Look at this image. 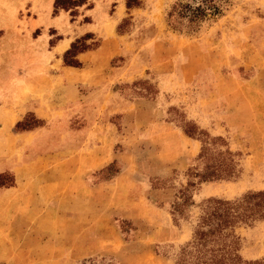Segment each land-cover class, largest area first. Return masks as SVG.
<instances>
[{"label":"rangeland","instance_id":"obj_1","mask_svg":"<svg viewBox=\"0 0 264 264\" xmlns=\"http://www.w3.org/2000/svg\"><path fill=\"white\" fill-rule=\"evenodd\" d=\"M202 1L0 0V264H264V0Z\"/></svg>","mask_w":264,"mask_h":264},{"label":"crops","instance_id":"obj_2","mask_svg":"<svg viewBox=\"0 0 264 264\" xmlns=\"http://www.w3.org/2000/svg\"><path fill=\"white\" fill-rule=\"evenodd\" d=\"M23 0H18V2H22ZM54 0H25V5L28 7L30 12L31 18L30 20L36 22L39 20L36 15L40 12L43 15V20L51 23L53 21V17L51 16L52 9H53ZM119 8V7H118ZM34 9V11H33ZM40 11H36V10ZM43 9V10H42ZM27 15L26 17H28ZM29 18V17H28ZM42 24L36 25L35 28L41 27ZM34 28V29H35ZM64 44V40H62L57 47ZM245 178H239L235 181H216L212 183H206L201 185L198 193L196 194L195 201H200L204 198L208 197H226L227 199L231 198L234 195H237L240 191L244 189L246 182L244 181ZM247 185V184H246ZM230 196H228V195ZM255 233H259L261 238L264 239V221L259 223L255 226L254 230ZM260 257H264V249L260 250L259 248L252 251V256L250 259H257Z\"/></svg>","mask_w":264,"mask_h":264},{"label":"trees","instance_id":"obj_3","mask_svg":"<svg viewBox=\"0 0 264 264\" xmlns=\"http://www.w3.org/2000/svg\"><path fill=\"white\" fill-rule=\"evenodd\" d=\"M65 1H71V0H56L55 2V8H57L58 6H60L63 2ZM211 1L213 0H203L202 3L204 5L206 4H209ZM71 3H74V2H71ZM131 2L129 1L128 2V6ZM135 5H138L137 3H135ZM178 9H179V12L181 13H186V16L188 17H191V18H199L200 16H204L205 14V11H203L204 9H202L201 7H192L190 6L189 4H186V5H183V4H179L178 5ZM77 44H73L71 49L66 53L65 57L67 58L68 56H75L73 54H75V52L78 51V48H77ZM86 48V46H83L82 48H80V50H84ZM79 50V51H80ZM66 62V60H65ZM68 64H73L75 62H73V60H70V62H66ZM261 195H264V193H260ZM259 194V195H260ZM259 220H262L264 219V213L262 212V214L258 217Z\"/></svg>","mask_w":264,"mask_h":264}]
</instances>
